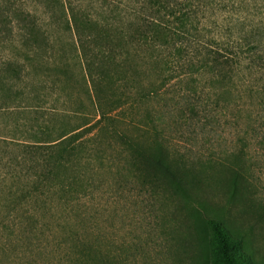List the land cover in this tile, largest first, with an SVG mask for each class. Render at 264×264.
Returning <instances> with one entry per match:
<instances>
[{
	"label": "trees",
	"instance_id": "16d2710c",
	"mask_svg": "<svg viewBox=\"0 0 264 264\" xmlns=\"http://www.w3.org/2000/svg\"><path fill=\"white\" fill-rule=\"evenodd\" d=\"M77 63L96 116L48 115L28 83L71 86ZM167 114L208 129L209 151L174 147ZM131 188L163 219L201 205L211 264H244L209 196L264 215V0H0V264H130L104 206Z\"/></svg>",
	"mask_w": 264,
	"mask_h": 264
},
{
	"label": "rangeland",
	"instance_id": "374dc122",
	"mask_svg": "<svg viewBox=\"0 0 264 264\" xmlns=\"http://www.w3.org/2000/svg\"><path fill=\"white\" fill-rule=\"evenodd\" d=\"M75 76L72 85L69 86L64 84L63 76L42 75L37 79L38 85L31 86L29 82L26 91L51 93V97L43 101L44 111L48 115L49 112L74 116L89 113L93 118L96 116V110L81 63H77ZM169 93L170 95L180 93L176 96V100L181 99L182 91H169ZM154 104L160 106L162 111L169 109L165 101L152 100L148 106ZM146 109L147 104H141L138 116L143 115ZM163 127L165 134L171 138L173 146L181 153L197 157L209 151L207 149L209 141L205 138L211 135L208 129L203 130L204 134L200 127H192L169 114L166 115ZM125 194L126 197L122 196L114 205L104 206L107 212L104 218L111 222L116 219L113 223L116 228L112 229L116 238L123 240L125 245L131 248L133 261L131 260L130 264L212 263L214 242L206 222L210 213L205 208L198 204L187 203L180 211V207L177 206L180 202L175 200L172 201L171 212L169 211V215L163 219L159 197L156 199L155 195L140 188H131ZM106 196L109 198L110 194L107 192ZM209 198L215 206H224L227 214L226 216L224 213L225 217L240 229L243 235L241 251H243L244 264H264V215L243 214L229 206L218 194L210 195ZM103 201L104 199L101 198V206L104 204Z\"/></svg>",
	"mask_w": 264,
	"mask_h": 264
}]
</instances>
